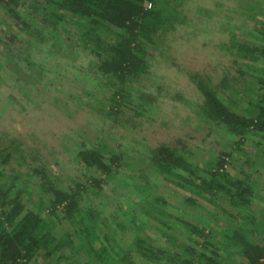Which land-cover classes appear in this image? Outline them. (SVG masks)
Listing matches in <instances>:
<instances>
[{
    "label": "rangeland",
    "instance_id": "374dc122",
    "mask_svg": "<svg viewBox=\"0 0 264 264\" xmlns=\"http://www.w3.org/2000/svg\"><path fill=\"white\" fill-rule=\"evenodd\" d=\"M177 11L174 28L149 48V72L134 80L133 97L122 103L121 114L110 110L112 89L95 72L96 60L80 46L73 47L78 36L74 26L63 31L61 41L57 34L39 27L45 40L36 50L31 66L25 69L26 63L22 62L23 69L18 68L16 74L29 84V91L14 88V81L8 78L0 82L2 182L11 184V193L19 192L25 209L40 208L42 219L55 237L70 231L71 225L50 214L39 177L32 172L39 163L46 165L56 183H84V207L92 205L100 210V218H106L110 227L109 231L100 225V219L96 224L85 218V224L98 236L94 245L102 241L106 232L117 251L138 233L163 241L159 209L194 222V216L208 221L217 216L218 221L211 223L217 228L225 224L215 205L201 198L196 201L198 208L186 205L183 200L188 193L150 166L147 147L165 143L176 146L199 165L211 166L219 152H230L225 168L231 175L251 154L258 192L252 206L254 214L249 217L257 230L239 218L233 225L251 234L253 240H264V141L258 146V138L250 136L239 144L237 136L216 128L201 112L202 98L192 81L193 77L203 80L231 109L250 111L254 101L251 92L262 65L237 54V46L261 43L264 0H181ZM4 20L0 10L2 30L7 29L2 24ZM3 71L0 69V74ZM144 96H150L152 103H143ZM82 141L87 146L104 141L122 149L115 176H97L99 187L90 183L89 173L75 161V149ZM109 212L117 215V221L109 217ZM171 233L175 236L171 245L188 236L181 225L173 226ZM72 253L64 248L38 259L43 264H84L89 259L84 251ZM61 255L67 258L60 259ZM137 262L142 263L139 258ZM225 264H244V260L233 255Z\"/></svg>",
    "mask_w": 264,
    "mask_h": 264
},
{
    "label": "trees",
    "instance_id": "16d2710c",
    "mask_svg": "<svg viewBox=\"0 0 264 264\" xmlns=\"http://www.w3.org/2000/svg\"><path fill=\"white\" fill-rule=\"evenodd\" d=\"M177 2L181 0H0L5 17L2 24L7 25L6 30L0 27V69L5 70L0 74V82L8 78L14 81V88L29 91V84L16 74L18 68L23 69L22 62L26 63L25 69L31 66L36 50L45 40L39 27L57 34L61 41L63 31L68 32L67 28L74 26L78 36L73 47L80 46L96 60L95 72L112 89L110 110L121 114L122 103L133 97L132 83L149 72V48L155 47L162 35L174 28L178 20ZM145 3H150V7ZM259 33V45L237 46V54L262 65L260 76L255 77V90L251 92L254 101L250 103V111L231 109L215 89L203 80L192 78L202 98L199 107L204 116L216 128L237 136L239 144L255 136L258 146L264 141V29ZM151 100L150 96L142 99L150 104ZM111 114L108 116L112 117ZM86 144L80 143L74 158L89 173L90 183L99 187L101 181L97 176H115L123 152L120 146L104 141L96 146ZM146 154L150 166L163 179L188 193L183 200L186 205L198 208L197 199H204L219 209L225 224L218 229L211 223L218 221L217 216L212 221L194 216V222L159 209L163 241L138 233L117 251V245L106 232L102 241L94 245L98 236L85 224V218L96 224L100 219V225L107 226L109 231L110 227L106 218H100V210L92 205L84 207V183L75 180L72 185L56 183L46 165L39 163L32 172L39 177L50 214L59 221L67 220L71 230L55 237L42 219L40 208L25 209L19 192L11 193V184L2 182L5 177L0 171V264H43L38 259L41 255L51 256L64 248L72 254L84 251L89 258L84 264H225L233 255L242 258L244 264H264V240H253L251 234L233 225L239 218L253 231L257 230L249 217L254 214L252 206L258 192L251 154L233 175L225 168L230 152H219L218 160L211 166L199 165L171 144L149 146ZM147 205H151L150 201ZM116 216L109 212L112 220L117 221ZM116 225L121 227L118 222ZM177 225L186 229L188 236L171 245L175 241L172 227Z\"/></svg>",
    "mask_w": 264,
    "mask_h": 264
},
{
    "label": "built area",
    "instance_id": "2783aa9c",
    "mask_svg": "<svg viewBox=\"0 0 264 264\" xmlns=\"http://www.w3.org/2000/svg\"><path fill=\"white\" fill-rule=\"evenodd\" d=\"M145 6L148 8L150 7V3H145Z\"/></svg>",
    "mask_w": 264,
    "mask_h": 264
}]
</instances>
